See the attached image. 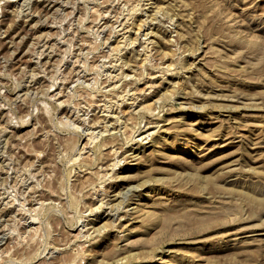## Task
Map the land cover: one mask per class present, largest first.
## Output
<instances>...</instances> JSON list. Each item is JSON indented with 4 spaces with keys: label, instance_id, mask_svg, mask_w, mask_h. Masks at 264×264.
I'll return each instance as SVG.
<instances>
[{
    "label": "rangeland",
    "instance_id": "rangeland-1",
    "mask_svg": "<svg viewBox=\"0 0 264 264\" xmlns=\"http://www.w3.org/2000/svg\"><path fill=\"white\" fill-rule=\"evenodd\" d=\"M0 264H264V0H0Z\"/></svg>",
    "mask_w": 264,
    "mask_h": 264
},
{
    "label": "bare ground",
    "instance_id": "bare-ground-1",
    "mask_svg": "<svg viewBox=\"0 0 264 264\" xmlns=\"http://www.w3.org/2000/svg\"><path fill=\"white\" fill-rule=\"evenodd\" d=\"M126 2H127V1H126ZM103 16H104V15H103ZM120 27H121V26H120ZM103 31H104V30H103ZM111 67H112V66H111ZM115 78H116V77H115ZM153 78H154V77H153ZM110 87H111V86H110ZM115 87H116V86H115ZM122 92H123V90H122ZM126 93H127V92H126ZM131 96H132V95H131ZM126 98H127V97H126ZM132 98H134V97L132 96ZM108 99H109V98H108ZM120 99H121V98H120ZM120 101H121V100H120ZM126 101H127V100H126ZM133 103H134V101H133ZM135 103H136V102H135ZM120 104H121V103H120ZM130 104H131V103H130ZM99 106H100V105H99ZM120 107H121V106H120ZM109 108H110V107H109ZM102 109H103V108H102ZM97 110H98V109H97ZM107 110H108V109H107ZM102 112H103V110H102ZM109 112H110V111H109ZM111 112H112V111H111ZM122 113H123V112H122ZM105 115H107V114H105ZM122 115H123V114H122ZM107 116H108V115H107ZM107 116H106V118H107ZM110 117L112 118V116H110ZM110 117H109V118H110ZM115 117H116V116H115ZM101 118H103V117H101ZM106 118H105V119H106ZM111 118H110V119H111ZM80 119H81V118H80ZM105 119H103V120H105ZM86 120H87V119H86ZM103 120H102V121H103ZM107 120H109V119H107ZM98 122H99V121H98ZM103 123H104V121H103ZM112 124H113V123H112ZM98 125H99V124H98ZM98 125H97V126H98ZM104 125H105V124H104ZM110 125H111V123L109 124V126H110ZM147 125H148V124H147ZM104 127H108V126H104ZM97 128H98V127H97ZM102 128H103V127H102ZM112 128H113V127H112ZM99 129H100V128H99ZM107 129H109V128H107ZM105 130H106V129H105ZM105 130H104V131H105ZM107 131H108V130H107ZM107 131H106V132H107ZM147 135H148V134H147ZM87 139H88V143H87V141H86L87 144H89L90 141L92 142V137H91V138L89 137V138H87ZM89 139H91V140H89ZM138 139H139V138H138ZM96 140H98V139H96ZM93 141H94V140H93ZM102 143H103V142H102ZM83 146H84V145H83ZM86 146H87V145H86ZM87 147H88V146H87ZM83 149H84V148H83ZM87 149H88V148H87ZM83 153H84V152H83ZM86 159H87V157H86ZM101 169H102V168H101ZM100 171H101V170H100ZM107 173H108V172H107ZM97 176H98V175H97ZM109 180H110V179H109ZM111 181H112V180H111ZM124 195H125V194H124ZM93 199H94V198H93ZM107 207H108V206H107ZM33 229H34V228H33ZM80 230H81V229H80ZM31 231H32V230H31ZM124 260H125V259H124Z\"/></svg>",
    "mask_w": 264,
    "mask_h": 264
}]
</instances>
